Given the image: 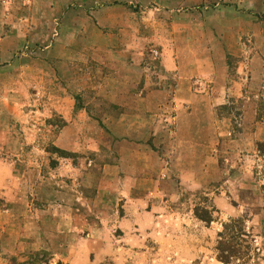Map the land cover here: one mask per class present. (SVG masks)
<instances>
[{"label": "rangeland", "instance_id": "1", "mask_svg": "<svg viewBox=\"0 0 264 264\" xmlns=\"http://www.w3.org/2000/svg\"><path fill=\"white\" fill-rule=\"evenodd\" d=\"M2 38L11 49L0 57V155H53L50 166L58 156L82 155L81 192L92 202L90 208L82 204L80 214L105 237L92 264H264V155H218L220 178L203 184L180 183L170 156L145 155L141 202L127 206L128 198L113 195L107 167L119 164L112 139L122 130L108 117L120 116L121 106L99 94L116 70L169 74L167 66L177 63L193 73L195 87L244 91L247 104L227 97L219 108L229 123L228 144L239 138L250 102L264 125V0H0ZM59 87L66 95H59ZM79 113L87 122L82 148L62 154L53 143L58 126ZM32 122L42 124L33 128ZM33 132L42 141L35 148ZM262 137L257 148L264 152ZM90 162L91 176L84 174ZM28 210L0 203V264H43L47 251L35 248L45 240L25 244L21 235L68 230L53 221L42 227L9 223L18 219L15 213L25 220ZM195 210L213 221L196 217ZM155 216L162 217L161 238L153 234ZM189 216L199 222L176 223ZM184 228L188 232L180 233Z\"/></svg>", "mask_w": 264, "mask_h": 264}, {"label": "crops", "instance_id": "2", "mask_svg": "<svg viewBox=\"0 0 264 264\" xmlns=\"http://www.w3.org/2000/svg\"><path fill=\"white\" fill-rule=\"evenodd\" d=\"M5 44V39H0V57L11 49ZM167 70L169 74L162 71L159 74L143 71L141 74H117L116 70L107 78L106 87L101 86L99 89L100 95L111 96L110 101L121 106L120 116L108 117L112 127L122 130L121 133H115L118 138L112 139L113 157L119 164H108L107 167L112 170L109 179L113 195L120 194L128 198L127 206H139L141 202V180H145L149 168L143 160L145 155H155L159 160L164 155L170 156L172 166L179 172L177 176L180 183L193 184L220 178L218 155L226 152L227 155H264L257 148L258 141L263 140L264 125L257 121V111L252 102L245 106L247 109L240 124L242 131L239 138H231L229 141L233 142L232 145L226 142L231 131L225 116L219 115V108L225 104L227 97L235 100L242 97L246 103L244 91L238 90L236 86L222 91L211 84L208 88L195 87L193 73L182 72L177 63L167 66ZM59 88V95H66V89ZM49 93L56 92L51 89ZM57 111L66 118L63 114L67 113L60 105ZM78 116L79 119H70L58 126L53 143L59 149L73 152L81 150V129L87 122L82 120L81 113ZM40 124L32 122L30 126L39 128ZM10 126L12 124L9 123ZM42 126L53 127L47 123ZM40 140L33 132L29 139L32 148L42 142ZM230 146L235 149L232 150ZM3 156L6 155H0V203L12 210L25 206L29 209L25 220L19 221L21 215L15 213L12 218L18 219L9 220V223L17 221L42 227L53 221L59 228L65 229L67 225L69 230L44 233L38 237L27 231L25 235L20 234L22 238L25 237V240L20 238L21 243L32 240L33 244L38 245L39 239L45 240V246L35 248L47 251L48 261L43 264H92L91 256L96 252L97 243L105 237L103 233L93 232V224L80 214L82 204L90 208L92 202L91 197L81 192L79 176L83 173L80 162L82 155H73L72 159L58 156L55 166L49 164L53 155L17 154L10 155V160ZM131 157H134L132 162ZM75 158L78 159L77 163ZM87 158L92 161L90 155ZM131 163H135V169L130 168ZM85 169L87 171L84 174L91 176L92 162ZM130 201L132 204L128 203ZM246 206L239 204L238 207ZM177 220L176 223L181 225L182 222H199L192 216L179 217ZM152 224L154 237L161 238L162 217L155 216ZM82 228L89 232L82 234ZM179 232L184 234L188 229Z\"/></svg>", "mask_w": 264, "mask_h": 264}, {"label": "trees", "instance_id": "3", "mask_svg": "<svg viewBox=\"0 0 264 264\" xmlns=\"http://www.w3.org/2000/svg\"><path fill=\"white\" fill-rule=\"evenodd\" d=\"M59 152H61L62 154H66L65 150H60ZM195 214H196V217L200 218L201 220H203V221H205V222H207V223H210V222L213 221V218H211V216H209V215L203 217L202 215H198V213H197L196 210H195ZM223 235H224V232L221 231V232L219 233V237L222 238ZM236 252H237V250H230V253H232V255H234V256H238V255L236 254Z\"/></svg>", "mask_w": 264, "mask_h": 264}]
</instances>
